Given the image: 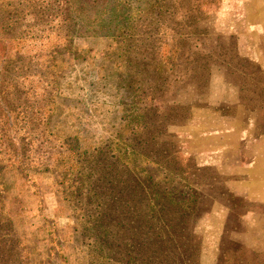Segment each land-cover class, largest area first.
Instances as JSON below:
<instances>
[{
    "label": "rangeland",
    "instance_id": "1",
    "mask_svg": "<svg viewBox=\"0 0 264 264\" xmlns=\"http://www.w3.org/2000/svg\"><path fill=\"white\" fill-rule=\"evenodd\" d=\"M101 2L0 0V264H108L109 192L176 204L157 253L115 228L129 264H264V2Z\"/></svg>",
    "mask_w": 264,
    "mask_h": 264
},
{
    "label": "trees",
    "instance_id": "2",
    "mask_svg": "<svg viewBox=\"0 0 264 264\" xmlns=\"http://www.w3.org/2000/svg\"><path fill=\"white\" fill-rule=\"evenodd\" d=\"M68 4L65 7V10H69L70 14L66 15L64 12H61L57 17L58 21L63 25H66L68 28L73 27L74 23L72 24L73 20L75 19V23H82L83 26L88 27V29L95 31V28H100L102 23L104 22V11L101 8H105L109 2H101V0H66ZM112 15H110V19H112ZM106 19V18H105ZM107 20V19H106ZM71 24V26H70ZM69 42V38H60L57 40V44L62 43L67 45ZM110 180L106 181L110 182ZM140 186V185H139ZM114 193L109 192L104 197L101 198V201H104L105 204L112 207L111 204L112 200H116L117 205H113V210L119 209L120 212L123 214V219L118 221H111L109 220V224L103 226V233L98 236H95L92 240V246H97V249L101 247V251L103 252L104 259L108 264L118 263L117 261H122L121 264H129L131 260H133L132 251L128 250L126 254L122 256H118L116 252V248L123 242H120L118 239L115 238V228L116 227H128V230L133 231L134 240L132 241L130 236L125 240V244L129 247H133L134 242H137L139 249H148L152 247L153 254L159 252L162 247H164L165 243L167 244L168 238L166 237V231H173L174 235L178 232L177 227L174 221L169 220L168 218L171 217L174 212H166L164 214L167 217V221H163V224L156 219L154 214L150 215L149 213L153 210V208L160 207L159 210L161 212L162 209H167L168 206H172L171 200H163V197L158 199L161 201L160 203H155L153 199H150L146 194L143 197L136 196V200L133 202L134 194L132 192L129 193V199L122 203L118 201V198L113 195ZM139 201H142L143 210L141 213L138 211L135 214H131L134 204L137 205ZM176 204H174L175 206ZM172 206V207H174ZM171 207V209H172ZM170 209V210H171ZM97 214L96 218L99 216L98 210L96 208ZM108 213L111 215V210L108 208ZM115 214V213H114ZM113 214V215H114ZM88 217L90 214L87 215ZM163 216V213H162ZM96 218H92V222L97 221ZM94 220V221H93ZM102 235V238L99 239V236ZM112 237V238H111ZM133 237H131L133 239ZM98 238V240H97ZM177 238V237H176ZM100 240V246H99ZM103 240V241H101ZM102 242L104 243L103 245ZM171 244V242H169ZM96 249V248H95ZM141 261H145L146 256H141ZM120 264V263H118Z\"/></svg>",
    "mask_w": 264,
    "mask_h": 264
},
{
    "label": "crops",
    "instance_id": "3",
    "mask_svg": "<svg viewBox=\"0 0 264 264\" xmlns=\"http://www.w3.org/2000/svg\"><path fill=\"white\" fill-rule=\"evenodd\" d=\"M260 1L264 2V0H260Z\"/></svg>",
    "mask_w": 264,
    "mask_h": 264
}]
</instances>
